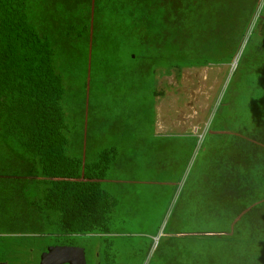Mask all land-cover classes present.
Returning <instances> with one entry per match:
<instances>
[{
    "label": "trees",
    "instance_id": "16d2710c",
    "mask_svg": "<svg viewBox=\"0 0 264 264\" xmlns=\"http://www.w3.org/2000/svg\"><path fill=\"white\" fill-rule=\"evenodd\" d=\"M213 19L229 24L222 38L230 45L218 40ZM119 36L142 45L129 49L126 70L140 85L144 73L154 83L158 71L209 64L194 61L205 50L227 49V62L240 54L233 77L243 64L264 75V0H0V240L52 235L54 245L95 235L100 264L115 261L118 241L132 259L145 248L146 264H264V102L236 123L218 103L198 148L197 136L178 137L181 175L202 152L164 222L147 233L115 228L135 210H121L123 195L102 188V166L130 162L103 156L100 143L113 133L89 113L94 80L114 82L109 61ZM155 95L152 87L150 98L135 100L141 108ZM164 170L168 181L174 169Z\"/></svg>",
    "mask_w": 264,
    "mask_h": 264
},
{
    "label": "rangeland",
    "instance_id": "374dc122",
    "mask_svg": "<svg viewBox=\"0 0 264 264\" xmlns=\"http://www.w3.org/2000/svg\"><path fill=\"white\" fill-rule=\"evenodd\" d=\"M218 21L219 20L217 19H213L211 23L212 26L215 27L214 32L218 34V40L220 39L222 42H226L222 45L223 47H226L231 44V41L223 39L222 36L224 35V30L228 28L229 24H217ZM207 31L209 32L210 30L208 29ZM211 33L213 34V32ZM248 34H250V31ZM253 41V43L256 42L255 35L253 37ZM257 41H259V39H257ZM112 45L114 46L113 48H117V50H114V59L109 61V70L113 72L111 75L115 79H113L114 84L110 79L107 80L105 76H102L101 74V77L104 78H101L102 81L99 79L94 80L92 101L96 107L91 109V113H89V115L92 118L95 109L96 120H106L104 127L108 126L109 120L112 121L113 119H117L122 123L126 122L132 125V123H136V114L134 113L136 109H139L140 111L138 114L140 119L145 115L143 112L145 108H140V105L135 100L136 97L142 99L147 97L150 98L152 96V87H156V85H154L150 78L145 76V73L142 74L145 78H141V85L136 82L135 75L131 78L126 73V70L132 67V62L130 59H128V55L130 53L129 49L137 52L140 51L139 47H142V45L128 47L127 43H125L120 36L118 39L116 38L115 41L112 42ZM237 45V42H234L232 47ZM227 54V49L223 50L221 54L210 53L208 55L207 50H205L202 52V56L199 55V57L194 58V61L208 59L209 64L207 66H202L199 68H182L180 71V76L176 78L174 77V74L170 76L160 74L158 77L159 85L168 88L166 90H170L171 94L173 95V99H176L177 116H180L181 118L180 120L182 128L180 131L182 133H187L191 130L195 133L200 132L207 121L206 119L209 118L211 111H214L215 106H217L218 103L223 107L219 108L222 115H227L228 117L230 116L231 119H233V123H236L237 118L238 122H241L243 120L241 117L247 110L251 111L252 108H259L260 104H263V73L254 72L252 75H250L251 73L247 72L246 65L243 64L240 65L233 77L232 74L235 72V69H231V62H227ZM131 55L133 57V54ZM217 58H219L218 62L213 63L214 59ZM96 61L100 62V64L104 62L108 63V61L102 59H98ZM177 70L178 69H174V71ZM255 83L256 87L252 86L251 88V86H248V84L254 85ZM133 100L135 103L132 102ZM68 109H70V113H72L73 108ZM148 109L151 110V108ZM150 113L151 112H149V114ZM146 130L143 128H138L136 131L139 134L144 135ZM199 152L201 153L202 151L199 149ZM199 156L195 155L194 158L191 156L190 161L186 166L182 177V180H185L186 183L189 181L188 178L192 174L191 170H193L195 167L197 158ZM179 160H181L180 155ZM128 172H130V170H128ZM122 174L124 173H120L118 175H120L119 177H122L124 180L134 179L133 177ZM169 175L172 174L169 173ZM144 179L145 178L139 177L141 185L138 188V199L140 202L134 198L123 204L125 206H134L133 210L137 211V214L131 217H121V222L115 226L116 229L147 233L153 230L157 222L160 221L162 223L166 219L173 202L177 198V193L170 195L169 199L165 197L162 198V195L157 193L156 189H147L149 188L150 184L149 181L144 182ZM114 184H116V182H114ZM167 184L173 185V182L165 184V191L167 194H170L172 189L168 188ZM141 188L142 194H140ZM136 206L143 207L141 209H137L135 208ZM71 238L73 239H69L71 241L69 243L65 242V244H81L84 246L86 248L84 249V252L87 258V264H100L98 262L99 258L96 257L97 254H95L94 251L95 248L92 249L93 240H97L95 235L85 234L77 235ZM54 240L56 239H54L52 235H41V237L4 236V238L0 240V264L2 263V259H6L9 264H40L39 251L41 246L54 243ZM116 245L118 246V249L116 248L117 258L112 264H146L144 263L145 258L142 259L143 255H145V248L140 250L132 259V257L128 255L129 246H127L125 242L123 243L118 241ZM4 255L5 257H3ZM128 258L130 259L131 263L126 262ZM63 264H66V262Z\"/></svg>",
    "mask_w": 264,
    "mask_h": 264
},
{
    "label": "crops",
    "instance_id": "0c3cea01",
    "mask_svg": "<svg viewBox=\"0 0 264 264\" xmlns=\"http://www.w3.org/2000/svg\"><path fill=\"white\" fill-rule=\"evenodd\" d=\"M199 68V65L193 66H185L184 68ZM183 68V67H182ZM181 68V69H182ZM183 68V69H184ZM177 68H171L169 73L164 71H158L154 74V85L157 95L154 96L153 100L147 103L141 102L143 106L141 108H145L143 112L144 116L140 119L138 114L140 113L139 109H136L134 113L136 114L135 120L136 123H122L117 119L109 120V125L106 128L113 133V139H103L101 141L99 150L106 151L103 156L106 154L116 155L118 161H129L130 164L120 163L119 167H111L108 162L104 161L102 166L101 174L104 175V178L101 180L100 185L107 192L108 195L118 196L123 195L124 201L120 202L117 200V206L121 210H132L134 206H125L123 205L126 202H129L132 199H138V188L141 183L139 177L145 178L144 182L149 181V190L156 189V192L159 194H163L165 197V184L172 183L175 187L176 197L178 196L181 189L184 188L185 180H182L183 174L180 173V160L179 154L175 152L180 150L179 144H181L184 140L178 138L182 135L192 134L196 136V133L192 130L187 133H182L180 129L182 128L181 118L177 116V103L176 99H173V95L170 90H166L163 86H160L158 83V77L160 74L165 76H170L174 74V77L180 76V70L174 71ZM174 72V73H173ZM148 98V97H147ZM138 103V102H137ZM148 108H151L149 110ZM149 112H151L149 114ZM215 112V111H212ZM208 119V118H207ZM206 119V120H207ZM139 121V122H138ZM197 126V125H196ZM140 128L148 129L144 135L139 134L136 130ZM111 145L118 146V149H111ZM165 145H169V153H165ZM132 146V149L130 148ZM140 146V148H137ZM168 146V147H169ZM173 146V148H172ZM130 148V149H129ZM125 151V152H122ZM129 150V151H127ZM93 154L96 152L93 149ZM100 155V154H99ZM102 157V156H101ZM172 166L174 170H172V175L170 176L168 181L164 180V172L166 165ZM130 170V172H128ZM185 172V171H184ZM120 173H124L122 175L133 177L134 179H123L119 177ZM154 177L161 178L156 179ZM182 180V181H181ZM116 182V184H114ZM169 185L167 184V187ZM173 186L171 189H173ZM118 194V195H117ZM132 194V195H131ZM142 194V188L141 193ZM131 197V199L126 200ZM140 202V201H139ZM143 206H136L135 208L141 209ZM120 210V211H121ZM134 215L137 214V211L133 212ZM1 244V243H0ZM90 245V244H89ZM77 246H82L77 245ZM84 247V246H82ZM100 242L97 240H93L92 249H94L96 256L99 254ZM84 249H86L84 247ZM5 257V255L3 256ZM6 260V259H5ZM8 264V261H5Z\"/></svg>",
    "mask_w": 264,
    "mask_h": 264
},
{
    "label": "water",
    "instance_id": "95a60500",
    "mask_svg": "<svg viewBox=\"0 0 264 264\" xmlns=\"http://www.w3.org/2000/svg\"><path fill=\"white\" fill-rule=\"evenodd\" d=\"M87 264L84 247L70 244L49 245L40 255V264ZM1 264H7L2 262Z\"/></svg>",
    "mask_w": 264,
    "mask_h": 264
},
{
    "label": "clouds",
    "instance_id": "9594fccd",
    "mask_svg": "<svg viewBox=\"0 0 264 264\" xmlns=\"http://www.w3.org/2000/svg\"><path fill=\"white\" fill-rule=\"evenodd\" d=\"M239 56H240V54H238V55L236 56V58L231 62V64H232L231 69H235V67H236V65H237V61H238ZM234 64H235V67L233 68ZM207 65H208V64H207ZM207 65H204V66H207ZM200 67H202V66H200ZM158 237H159V235H158V236H157V235H156V236H153V241H154L153 248H154L155 245L157 244ZM3 262H5V261H3ZM86 262H87V261H86ZM6 263H7V262H6Z\"/></svg>",
    "mask_w": 264,
    "mask_h": 264
},
{
    "label": "built area",
    "instance_id": "2783aa9c",
    "mask_svg": "<svg viewBox=\"0 0 264 264\" xmlns=\"http://www.w3.org/2000/svg\"><path fill=\"white\" fill-rule=\"evenodd\" d=\"M234 67H235V64H234L233 68ZM205 130H206V128H205V126H203L202 130L200 132L196 133V136L198 138L197 139V148L200 146L201 141L204 138Z\"/></svg>",
    "mask_w": 264,
    "mask_h": 264
},
{
    "label": "flooded vegetation",
    "instance_id": "af4514ba",
    "mask_svg": "<svg viewBox=\"0 0 264 264\" xmlns=\"http://www.w3.org/2000/svg\"><path fill=\"white\" fill-rule=\"evenodd\" d=\"M14 236V235H13ZM16 236H18V235H16ZM71 245V244H70ZM43 251H45V250H43ZM43 251H39V261H40V255H41V253L43 252ZM87 260V259H86ZM3 261H5V259H2V261L1 262H3ZM7 261V260H6ZM8 264H9V262H8ZM66 264H68V263H66Z\"/></svg>",
    "mask_w": 264,
    "mask_h": 264
}]
</instances>
